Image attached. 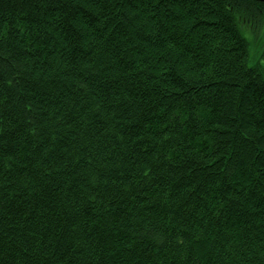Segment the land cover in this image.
<instances>
[{
	"label": "trees",
	"instance_id": "trees-1",
	"mask_svg": "<svg viewBox=\"0 0 264 264\" xmlns=\"http://www.w3.org/2000/svg\"><path fill=\"white\" fill-rule=\"evenodd\" d=\"M264 1L0 0V264H264Z\"/></svg>",
	"mask_w": 264,
	"mask_h": 264
},
{
	"label": "water",
	"instance_id": "water-1",
	"mask_svg": "<svg viewBox=\"0 0 264 264\" xmlns=\"http://www.w3.org/2000/svg\"><path fill=\"white\" fill-rule=\"evenodd\" d=\"M260 1H264V0H260Z\"/></svg>",
	"mask_w": 264,
	"mask_h": 264
},
{
	"label": "rangeland",
	"instance_id": "rangeland-1",
	"mask_svg": "<svg viewBox=\"0 0 264 264\" xmlns=\"http://www.w3.org/2000/svg\"><path fill=\"white\" fill-rule=\"evenodd\" d=\"M262 61H264V59Z\"/></svg>",
	"mask_w": 264,
	"mask_h": 264
}]
</instances>
